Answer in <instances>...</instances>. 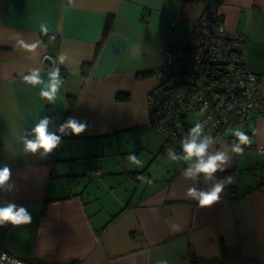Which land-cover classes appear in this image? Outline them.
I'll return each mask as SVG.
<instances>
[{
  "label": "crops",
  "instance_id": "1",
  "mask_svg": "<svg viewBox=\"0 0 264 264\" xmlns=\"http://www.w3.org/2000/svg\"><path fill=\"white\" fill-rule=\"evenodd\" d=\"M205 7L184 0H0V166L11 168L16 185L0 191V203L23 205L33 217L30 225L0 227V250L38 264H264V115L223 130L210 146L212 154L231 155L239 126L254 145L215 174L232 183L205 209L185 199L193 184L181 175L188 165L167 159L166 140L149 122L147 99L167 55ZM219 11L228 30L246 37L248 69L264 73V0H220ZM18 39L43 43L30 53ZM49 56L64 81L53 103L22 79L39 68L46 84ZM45 115L58 135L69 117L88 127L63 136L44 159L23 155L17 134ZM198 186L212 182L201 178Z\"/></svg>",
  "mask_w": 264,
  "mask_h": 264
},
{
  "label": "built area",
  "instance_id": "2",
  "mask_svg": "<svg viewBox=\"0 0 264 264\" xmlns=\"http://www.w3.org/2000/svg\"><path fill=\"white\" fill-rule=\"evenodd\" d=\"M204 3V13L195 21L192 32L169 51L158 88L147 99L154 126L167 137L165 153L174 146L180 148L181 139L189 131V127L181 129L185 119L179 114L184 111L189 116L197 113V122H202L205 134L215 140L227 127L245 123L251 114L264 115V73L248 69L246 37L228 30L219 11L220 0ZM161 110L165 116L160 120ZM252 146V142L242 145ZM93 175L99 177L100 172ZM5 255L7 259H0V264H12L13 260L38 264L1 249L0 257Z\"/></svg>",
  "mask_w": 264,
  "mask_h": 264
},
{
  "label": "clouds",
  "instance_id": "3",
  "mask_svg": "<svg viewBox=\"0 0 264 264\" xmlns=\"http://www.w3.org/2000/svg\"><path fill=\"white\" fill-rule=\"evenodd\" d=\"M40 32L43 35H48L49 28L47 24H40ZM55 40V36H49V43ZM43 43L37 40L34 43H27L23 39H18L16 46L27 51L35 52V50ZM61 64H63L67 57L61 54L58 57ZM25 84L32 87L41 86L40 97L53 103L56 99L57 93L64 81L60 77V70L53 63V67L49 71L48 82L45 84L41 78L40 69L33 68L28 75L22 76ZM203 111V110H202ZM53 117L45 115L37 121H34L30 129L23 131V134H17V139L22 144V154H37L39 152L41 159L46 158L53 152L62 142L63 136L74 135L79 136L87 130V123L77 120L74 117L67 118L59 125V135L55 131L49 129L50 123H54ZM205 125L202 122H197L191 127L188 133L180 141V149L182 155H177L174 149H166L167 159L171 162L184 161L188 167L183 169L181 175L193 182L192 186L187 188L185 199L195 201L199 208H210L221 199L225 186L232 183V177L229 175L223 179L218 178L215 174L226 170V165L232 159V154H241L244 149L242 145L250 144L251 139L239 128L232 130L231 135L235 137L230 142L231 155L223 150H216L214 154L209 152L210 146L216 143L213 136L205 134ZM132 164L140 165L138 158L131 155L127 158ZM195 161V163H192ZM11 168L5 164L0 166V191L12 192L16 190V185L11 182ZM203 180V183L208 184L212 182L210 188H200L198 182ZM137 179L142 182L145 177L138 176ZM148 183H151L149 180ZM32 214L23 205H17L14 202L0 203V227L5 225H12L19 227L23 225H30L32 223ZM173 231H181L179 224H172ZM0 259H7V256L0 257ZM12 264H20V261L13 260ZM156 264H169L165 258L158 259Z\"/></svg>",
  "mask_w": 264,
  "mask_h": 264
},
{
  "label": "trees",
  "instance_id": "4",
  "mask_svg": "<svg viewBox=\"0 0 264 264\" xmlns=\"http://www.w3.org/2000/svg\"><path fill=\"white\" fill-rule=\"evenodd\" d=\"M184 1H186V2H191V1L204 2V1H206V0H184ZM55 53H56V52H53V56H55ZM162 71L164 72V69H163ZM162 77H163V76H162ZM179 115L181 116L182 119H183V117H184V119H185V126H184V127H181L182 130L185 131V129H187V127H189V129H190L191 127H193V126L195 125L196 122H194V121L191 120V116H189L188 111H187V112L184 111V112L180 113ZM191 115H192V114H191ZM160 116H161V117H160ZM160 116H159L160 120L164 118V116H165L164 111L161 110ZM248 118H249V117H248ZM149 122H150L151 126H153L156 130H158V129L154 126V124H153V114H152V113H149ZM238 124H240V123H238ZM238 124H235V125H238ZM235 125H234V126H235ZM234 126H229V127H234ZM229 127H227V128H229ZM227 128H226V129H227ZM173 129H174V128H170V130H172V131H173ZM168 130H169V128H168ZM158 131H159V130H158ZM159 132H160V131H159ZM160 133H162V132H160ZM222 133H223V131H222ZM248 133H251V132H247V134H248ZM220 135H222V134H219L218 136H220ZM165 137H166V136H165ZM234 138H235V137H234ZM167 141H168V140H167V137H166V143H167ZM166 143L164 144L163 149H162V152H164V153H165V146H166ZM172 147H173V146H172ZM174 150L176 151V154H177V155H181V154H182L181 149H180L179 147L174 146ZM165 154H166V153H165ZM71 264H76V262H75V263H71Z\"/></svg>",
  "mask_w": 264,
  "mask_h": 264
},
{
  "label": "rangeland",
  "instance_id": "5",
  "mask_svg": "<svg viewBox=\"0 0 264 264\" xmlns=\"http://www.w3.org/2000/svg\"><path fill=\"white\" fill-rule=\"evenodd\" d=\"M182 39H183V36L181 37ZM181 39V40H182ZM191 120L192 121H198V115H197V113H192V115H191ZM239 129H241V126H239L238 127ZM155 129V128H154ZM156 132L159 134V135H161L165 140H166V137H165V135H163L162 133H160L158 130H156ZM123 142H125V139H123ZM137 142H138V138H137ZM133 143H134V141H133Z\"/></svg>",
  "mask_w": 264,
  "mask_h": 264
},
{
  "label": "water",
  "instance_id": "6",
  "mask_svg": "<svg viewBox=\"0 0 264 264\" xmlns=\"http://www.w3.org/2000/svg\"><path fill=\"white\" fill-rule=\"evenodd\" d=\"M53 63H54V60H53V58L51 56H49L48 58H46V60H45L46 66L52 67L53 66Z\"/></svg>",
  "mask_w": 264,
  "mask_h": 264
}]
</instances>
